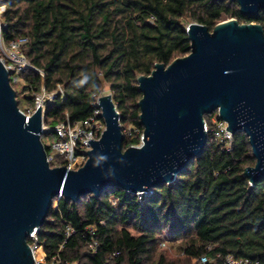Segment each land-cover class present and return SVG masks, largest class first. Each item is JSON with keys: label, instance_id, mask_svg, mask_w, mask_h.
Returning a JSON list of instances; mask_svg holds the SVG:
<instances>
[{"label": "trees", "instance_id": "obj_1", "mask_svg": "<svg viewBox=\"0 0 264 264\" xmlns=\"http://www.w3.org/2000/svg\"><path fill=\"white\" fill-rule=\"evenodd\" d=\"M1 6L4 41L27 38L23 54L34 68L20 74L19 109H34L42 91L63 90L45 111L49 127L87 119L108 88L122 130L129 123L142 133L137 78L189 54L190 23L212 31L235 19L264 29V12L247 18L228 0H0ZM138 145L139 137L124 135L123 150ZM254 163L248 138L238 132L229 151L210 141L174 182L141 200L118 188L75 203L53 198L37 243L60 264H223L226 256L264 264V180L251 186L243 176ZM162 243L177 244L170 249L181 257ZM113 252L120 255L110 258Z\"/></svg>", "mask_w": 264, "mask_h": 264}, {"label": "water", "instance_id": "obj_2", "mask_svg": "<svg viewBox=\"0 0 264 264\" xmlns=\"http://www.w3.org/2000/svg\"><path fill=\"white\" fill-rule=\"evenodd\" d=\"M244 17L264 12V0H228ZM190 52L155 64L137 78L143 141L123 150L124 135L110 94L97 99L105 123L89 140L88 158L77 170L51 168L41 141L43 105L25 115L0 59V264H34L30 234L45 222L53 198L77 202L109 188L147 193L176 177L204 151V116L217 112L232 134L248 138L254 166L243 176L264 180V29L235 19L207 27L190 23Z\"/></svg>", "mask_w": 264, "mask_h": 264}, {"label": "built area", "instance_id": "obj_3", "mask_svg": "<svg viewBox=\"0 0 264 264\" xmlns=\"http://www.w3.org/2000/svg\"><path fill=\"white\" fill-rule=\"evenodd\" d=\"M0 8H4V6H1ZM2 14L3 11L0 13V59L3 62L6 71L9 73L10 83L16 84L20 81V74L34 68L23 54V49L28 43L27 38L19 37L9 41L8 43L4 41L2 31L6 28V24L2 19ZM57 96L63 97L62 89L53 93H45L42 91L35 99V107L42 104L43 112H45L47 107ZM94 105L95 109L93 110L91 116L83 121L71 123L69 119L66 118L54 127L46 126L43 123L41 138L44 135H53L56 138V140L48 146L42 142L47 148L46 160L51 168L66 167L68 170H77L86 162L88 158L86 152L91 149L88 141L99 140L105 130V123L101 117V110L97 107V101ZM23 113L29 116L30 112L27 111ZM227 128L228 126L226 122L219 119L217 112H215V114H211L210 124L206 121L204 123V130L208 135V140L217 142L229 151L233 145L234 134L228 131ZM125 133L126 132L124 131L123 135H125ZM128 135L139 137L140 144L143 141V132L141 133L138 128L129 131ZM57 158L61 161L60 164L57 163ZM152 191L153 190L147 193H137L134 195L141 200L143 197L150 195ZM125 193L131 194L129 192ZM37 232L38 230L33 231L28 238V241H31V243L28 244L32 251L34 264H60L56 258L51 260H47L45 258L42 247L37 243ZM73 232L74 231L68 227L66 235L69 237L73 234ZM91 247L95 250L97 243L93 241ZM119 255L120 252H113L110 258H116ZM200 262H207V258L203 256L200 259ZM223 264H251V261L226 256L223 259Z\"/></svg>", "mask_w": 264, "mask_h": 264}, {"label": "rangeland", "instance_id": "obj_4", "mask_svg": "<svg viewBox=\"0 0 264 264\" xmlns=\"http://www.w3.org/2000/svg\"><path fill=\"white\" fill-rule=\"evenodd\" d=\"M5 9H3V11H4ZM0 13H1V11H0ZM4 13V12H3ZM3 15V14H2ZM228 20H230V19H228ZM226 21V20H225ZM22 83L19 81L18 83H16V84H14V90L15 91H17V93H18V99H20V100H23V97H24V94H23V92H22ZM106 94H110V92H109V90H108V88H104L103 90H102V94H101V96L102 95H106ZM38 96V95H37ZM36 96V97H37ZM23 104V107H24V111L23 112H27V111H29L30 113H29V115H31L32 113H33V111H34V109H35V107H34V109H32V107H28L25 103H22ZM215 114V113H214ZM210 116L211 115H205V117H207V123L208 124H210ZM132 129H136V127H134V126H132L131 124H129V123H127V124H125L124 126H123V130H122V132H126L125 133V136L126 137H130V138H134V136L133 135H131V136H129L128 135V133H129V131H131ZM41 140H42V142L44 143V144H46L47 146L48 145H50L51 143H53L55 140H56V138L53 136V135H44L42 138H41ZM210 144V140H208V142H207V145H209ZM58 159V164H60L61 163V161L59 160V158H57ZM176 245L177 244H164V243H162V249H168V254L170 255V256H172V257H175V258H178L179 259V257H181V255L179 254V253H177V251L176 250H174V249H170V246H174V247H176Z\"/></svg>", "mask_w": 264, "mask_h": 264}, {"label": "crops", "instance_id": "obj_5", "mask_svg": "<svg viewBox=\"0 0 264 264\" xmlns=\"http://www.w3.org/2000/svg\"><path fill=\"white\" fill-rule=\"evenodd\" d=\"M4 9H5V7H4ZM4 12V11H3Z\"/></svg>", "mask_w": 264, "mask_h": 264}]
</instances>
